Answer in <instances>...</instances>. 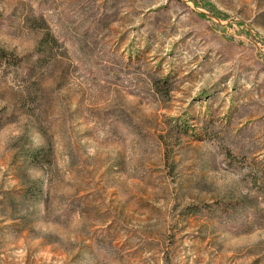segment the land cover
I'll list each match as a JSON object with an SVG mask.
<instances>
[{
  "label": "rangeland",
  "instance_id": "rangeland-1",
  "mask_svg": "<svg viewBox=\"0 0 264 264\" xmlns=\"http://www.w3.org/2000/svg\"><path fill=\"white\" fill-rule=\"evenodd\" d=\"M0 51V264H264V0H0Z\"/></svg>",
  "mask_w": 264,
  "mask_h": 264
},
{
  "label": "trees",
  "instance_id": "trees-1",
  "mask_svg": "<svg viewBox=\"0 0 264 264\" xmlns=\"http://www.w3.org/2000/svg\"><path fill=\"white\" fill-rule=\"evenodd\" d=\"M26 63V58H19L13 54L0 51V72L4 75L7 74L12 69L23 68ZM165 83V82H164ZM164 85V84H162ZM29 162H35L39 158L38 152L34 155L27 156ZM30 192L28 191L26 199H28Z\"/></svg>",
  "mask_w": 264,
  "mask_h": 264
}]
</instances>
